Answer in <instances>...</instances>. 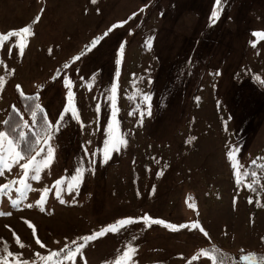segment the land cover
Listing matches in <instances>:
<instances>
[{"label":"rangeland","instance_id":"obj_1","mask_svg":"<svg viewBox=\"0 0 264 264\" xmlns=\"http://www.w3.org/2000/svg\"><path fill=\"white\" fill-rule=\"evenodd\" d=\"M24 26L29 33L0 42V122L16 105L20 85L25 95L38 94L55 124L67 103L68 76L84 127L66 116L50 142L54 159L39 180L30 174L23 196L19 164L0 173V185L14 182L0 191V242L10 252L42 264L35 253L47 256L75 240L84 247L71 264H113L128 243L135 245L129 264H213L201 249L237 264H247L241 257L250 253L264 260V184L259 196L248 183L236 188L253 161L264 163V84L255 79L264 80V37L252 35L264 33V0L218 6L215 0H0V35ZM114 82V135L126 144L101 163ZM142 93L152 95L151 115L141 119ZM77 170L78 187L68 191ZM42 194L44 211L36 204ZM145 214L177 225L197 221L208 235L138 220L118 233L80 239Z\"/></svg>","mask_w":264,"mask_h":264},{"label":"snow or ice","instance_id":"obj_2","mask_svg":"<svg viewBox=\"0 0 264 264\" xmlns=\"http://www.w3.org/2000/svg\"><path fill=\"white\" fill-rule=\"evenodd\" d=\"M93 2H95V0H93ZM220 3L221 0H215L216 6L220 5ZM142 10L143 9H141V11ZM135 15L136 13H133V16ZM210 16L212 22L215 23L216 19H218V12L216 10V7L213 8ZM39 18L40 17L37 16L35 19L38 21ZM120 23L121 24L125 23V21H121ZM116 27L117 25L114 24L111 26V28L108 31H111L112 28H116ZM29 32H30L29 26H24L18 30H10L6 35H0V42L7 39L9 36L18 37V36H23L24 34ZM105 35H107V32L105 33ZM252 35L264 37V33L262 32H253ZM98 39L99 38L94 39L92 41V45L88 46L84 52H81L80 56H83L87 51H89L91 47L98 42ZM20 48L22 54V50H23L22 44L20 45ZM123 48H124V43L122 42L120 44V49L117 53V59L115 60L117 66L121 64V59L119 57ZM79 58H80L79 56H74L72 57V60L75 61L78 60ZM68 67H69L68 64L64 65V68H68ZM118 75L119 72L117 71V76ZM255 79L258 80L259 83L264 84V80H260L259 77H255ZM3 82H4L3 77H0V87L3 86ZM148 82L149 84L152 83L151 77L148 78ZM64 85L67 88V93H66L67 103L64 105L63 110L59 114V118H57L55 121V124H53V122L49 120L45 109L38 102V94L34 96H26L23 93V91L20 90V85H16V87L20 91V96L22 101L25 102V111H27L30 114L31 123H29V121L23 118V115L20 113L19 109H17L15 104L11 106L9 118L0 122V125H2L3 127V130H0V173H2L5 168H11L13 164H19V167L23 169V175L19 179V183L20 185H22V187L17 188V191L20 193L21 196L24 195V189L28 188V184L26 183V180L29 178L30 174H31V179L39 180L41 170L43 168H47L54 159L55 149L50 142L52 141L54 136L60 131L66 116L70 114L71 118L73 120H76L80 124L81 129H83L84 127L83 123L80 121L78 109L75 107V103H74L75 94L72 91V81L68 76L64 77ZM151 95H152L151 93H142V99L145 102L146 107L143 108V110H141L140 112L141 119L144 115V112H147L148 115H151V110H150ZM108 99H109V104L111 105L110 119L108 120L107 126L105 128V135L107 138L104 140V148L100 161L101 163L107 162V160L110 158V154L113 151H119L120 146L126 144L125 139H123L120 136L114 135L115 125L117 124L116 117L118 113L117 84L115 82L112 83L111 88L108 92ZM96 110L97 112L100 111L99 103L96 106ZM86 151L87 150L85 149V152ZM234 151H236L235 148L227 152V156L230 161L233 159ZM34 152L35 155H33ZM93 155L95 156L96 153H93ZM21 161H23V163H20ZM252 163H255V161H253ZM233 168L234 169L236 168V164H233ZM157 175H159V173H157ZM237 175L239 174L237 173ZM252 175L255 176L256 173H252ZM79 179H80V172L79 170H77V174L74 177V182L69 184L68 191H72L74 188L78 187V184L75 183V181H78ZM11 183L14 182L0 185V191L10 188ZM62 183L63 181L60 179L54 182V186L57 189L56 191L57 197L60 196V185ZM237 183H239V179L237 180ZM248 187H251V185H248ZM44 191L47 192L49 191V189L45 188ZM45 199L46 197L42 194L40 196V199L36 201V204L38 207H40L41 211H44L42 205ZM60 202L64 203L65 201L61 199ZM16 204L17 201H13V206H16ZM138 220H142L145 224H147L149 221H152L156 224L163 225L171 230H178L181 228H191L194 230L198 229L205 236L208 235V233L197 221H193L190 224L177 225L173 223H168L162 219L153 220L152 217L145 214L139 218L124 217L117 219L114 223L108 224L105 227H102L99 231H94L90 235H85L80 239L87 242L94 240L100 236H103L108 232L118 233L121 229L127 227L132 223L137 222ZM29 227L33 229L32 234L33 236H35L36 230L34 226L29 224ZM16 242L17 244H20L18 237ZM36 244L40 245L41 248L45 247V245L41 242L39 238L36 239ZM21 247H23V245H21ZM83 247H84L83 243L77 244L75 240H71L69 242L64 243L62 248H59L58 250L49 251L47 256H42L40 253H35V256L39 257L42 264H65V262L71 264V262H74L76 260L77 255L81 253ZM4 251L6 252V256H0V264H29L27 260L18 259L19 253H12L8 251L6 246ZM134 251H135V245L131 243L126 244L124 246L122 255H118L115 258L113 264H129V262L132 259V255ZM200 251L204 257L210 258L213 261V264H237L234 258L223 257V254H221L220 258H218L215 255L216 252L215 249H211V250L201 249ZM7 257H16V259L13 262L10 261ZM254 257H255V253H250L248 256L241 257V259L246 260L247 264H264V260H257ZM33 264H35V262H33Z\"/></svg>","mask_w":264,"mask_h":264},{"label":"trees","instance_id":"obj_3","mask_svg":"<svg viewBox=\"0 0 264 264\" xmlns=\"http://www.w3.org/2000/svg\"><path fill=\"white\" fill-rule=\"evenodd\" d=\"M13 93H14V98H15L17 109H19L20 113L23 115V118L29 121V123H31L30 114L27 111H25V102L22 101L21 99L20 91L15 89ZM26 96H34V95H26ZM38 102L40 103L39 97H38ZM10 111H11V107L7 110L4 120L9 118ZM2 130H3V127H2ZM262 161L252 163L248 166L246 171L242 174L241 178L239 179V183L236 182V188H238V190L241 191L244 188H246L244 187V184L248 183L249 185H251V187H247V190L250 192V194L253 196L260 195L261 186L262 184H264V163H261ZM252 173H256V175L253 176ZM5 246L7 247V250H8L9 248L8 242L5 240L1 241L0 242V256H6V252L4 251Z\"/></svg>","mask_w":264,"mask_h":264}]
</instances>
